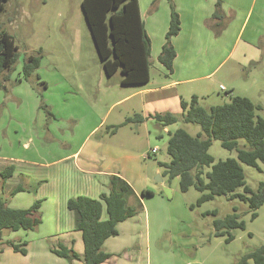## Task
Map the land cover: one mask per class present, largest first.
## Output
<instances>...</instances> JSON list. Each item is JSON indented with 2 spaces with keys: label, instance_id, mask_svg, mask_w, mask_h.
<instances>
[{
  "label": "rangeland",
  "instance_id": "1",
  "mask_svg": "<svg viewBox=\"0 0 264 264\" xmlns=\"http://www.w3.org/2000/svg\"><path fill=\"white\" fill-rule=\"evenodd\" d=\"M81 1L5 2L0 12V29L14 37L18 58L10 72V80L0 89V161L18 158L23 162L45 164L61 152L71 153L80 146L82 159L98 144L95 150L96 154H101H97L101 160L104 158L102 153L108 150V160L102 164L109 163L115 175L128 178L136 192L149 190L154 194L152 198L145 196L148 198L143 201L141 234L136 238L137 245L127 250L134 257V264L136 260L139 264H236L244 255L264 244V205L258 209L254 220L250 219L246 205L237 200L229 201L227 196L215 197L196 206L200 192L189 188L182 193L178 178L168 180L163 176L164 169L158 163L169 162L167 132L183 128L195 135L200 132L196 125L178 121L165 130L154 120H148L144 124L128 123L111 133L112 126L124 123L127 117H134L140 106L133 100H122L134 88L120 84V71L112 76L105 74L85 22ZM38 52L41 59L36 73L47 84L45 90L34 76L29 81L20 76L26 58ZM163 73L167 74L164 70ZM164 75L151 62V83H160ZM207 82L202 88L207 95L198 100L202 108L209 109L228 102L232 96H241L259 106L256 113L264 119V63L254 69L237 52ZM220 84L226 91L218 89ZM49 104H53L52 115ZM18 142H28L27 150L19 148ZM238 143L240 147L245 145L243 140ZM209 154L215 162L236 158L235 151L223 149L218 141H212ZM257 165L258 168H253L241 164L246 185L252 190L264 183V163L258 161ZM15 170L17 173L25 171L32 177L27 185L29 193L19 194L16 199L7 197L1 190L0 195L9 208L16 206V202L19 206H32L35 196L38 199L44 196V188L38 190V186L43 185L45 170L38 166L27 167L18 161ZM28 180L16 178L21 185ZM237 191L241 192V189ZM234 207L245 222V230H233L234 240L226 243L224 238L214 236L212 222L215 218L233 214ZM214 210L216 217L204 216ZM48 211L46 207L39 211L41 223L34 231H2V242L17 244L20 240L25 243L26 253L13 252L4 244L0 247V264H55V261H62L47 249L57 248L59 243L54 239L42 240L39 236L48 229Z\"/></svg>",
  "mask_w": 264,
  "mask_h": 264
},
{
  "label": "trees",
  "instance_id": "2",
  "mask_svg": "<svg viewBox=\"0 0 264 264\" xmlns=\"http://www.w3.org/2000/svg\"><path fill=\"white\" fill-rule=\"evenodd\" d=\"M7 1L0 0V12ZM168 3L171 10L170 20L165 43L157 60L170 74L176 57L171 39L179 34L180 20L172 1L168 0ZM81 9L105 74L112 76L120 71V84L123 86L148 83L151 65L150 40L140 18L138 1L82 0ZM224 20L221 0H216L210 18L211 28L216 36L223 30ZM17 58L18 48L14 37L0 29V89L5 88L4 84L10 80V72ZM40 59V52L27 57L22 65L21 75L24 81H29L34 76L45 90L47 84L36 73L40 67ZM253 65L251 66L254 67ZM180 108L181 114L178 116L169 112L149 116L163 129L178 121L200 128V132L195 135L189 134L183 128L172 133L167 132L166 154L169 162L158 163L164 169L163 176L168 180L178 178L182 193L189 188L200 192L196 206L215 197L227 196L229 201L237 200L246 205L251 220L257 218L258 209L264 205V183H259L255 190L247 186L241 164L258 168V161L264 163V119L256 113L260 107L246 97L232 96L228 102L209 109L199 106L198 99L192 97L189 102L180 101ZM142 121L140 115L129 117L121 125L112 126L111 133L114 134L120 126ZM239 140H243L245 145L240 147ZM212 141H218L225 150L235 151L236 158L215 162L209 154ZM205 168L209 170L205 171ZM12 172V167L6 168L0 173L1 179L5 181ZM21 191L24 188L19 185L10 196ZM141 194L151 196L153 192L143 190ZM40 206L41 201L37 200L27 209L9 208L0 195V247L6 244L13 252L23 255L26 253L22 248L25 243H4L1 233L36 230L41 223ZM66 206L74 213L75 230L82 236L83 264H101L106 261L110 255L103 251V242L117 235L118 223L142 211V204L133 190L117 175L109 178V190L106 194H100L97 199L73 197L68 199ZM233 211V214L222 219L215 218L212 222L214 236L224 238L226 243L234 240L233 230H245V222L240 219L235 207ZM103 212L105 219H102ZM208 215L216 217L217 212L214 210L204 214ZM51 251L69 263L79 260L72 249L62 245ZM249 261L253 264H264V244L244 255L236 264H249Z\"/></svg>",
  "mask_w": 264,
  "mask_h": 264
},
{
  "label": "crops",
  "instance_id": "3",
  "mask_svg": "<svg viewBox=\"0 0 264 264\" xmlns=\"http://www.w3.org/2000/svg\"><path fill=\"white\" fill-rule=\"evenodd\" d=\"M137 1L140 18L150 40L151 62L161 74L164 75L163 70L167 73L160 80V83L153 84L149 79V82L144 85H131L134 91L122 99L133 100L134 104L140 106L134 112L135 115H140L143 118L140 124L153 120L149 116L157 113L169 112L179 115L181 114L180 101L189 102L192 97L199 100V97L207 95V92L202 90L208 84L206 81H210L220 72L237 52L249 64L255 63L254 69H258L264 63V0H221L225 20L224 28L217 36L214 34L210 23L216 0H171L179 16L180 31L177 36L171 39L176 57L170 74L157 60L165 43V33L170 20L171 10L168 0ZM240 63L238 60V64ZM20 76L22 77V75ZM202 82L204 83L202 84ZM220 86L222 85L220 84L218 89ZM49 105L52 115L53 104ZM99 125L93 127L87 137ZM97 145L95 148L93 146V150L89 151L82 159H80L79 154L82 149L80 146L71 153L61 152L58 157L45 164L37 165L36 162H23L18 158L0 161V173L8 167L13 168L12 175L5 181L0 177V190L7 197H12L11 199H16L19 194L30 191L27 185H30L32 177L25 171L17 173L15 170L17 161L27 167L38 166V168L45 170L43 185L38 186V190L44 188L42 192L44 196H41V199L35 196L33 200L34 202L41 201L40 210L45 207L49 210L48 229L40 233V239H54L59 243L58 247L62 245L72 249L79 257V260H73L70 263L61 258L62 261H55V264H83L82 236L79 231L75 230L74 213L67 209L68 199L77 196L97 199L100 194L108 192L109 178L115 175L110 170L109 163L102 164V161L108 160L106 155L108 150L102 153L104 158L101 160V156H98L101 154H96ZM17 146L27 150L28 142L22 144L18 142ZM97 156L100 160L97 159ZM19 177L29 180L21 185L20 182L16 181V178ZM120 178L133 190L142 204V211L116 225L117 235L109 237L103 242L102 249L110 257L101 264H134L135 259L127 253V250L131 246L137 245L136 238L141 234L140 223L144 222V219L142 220V215H144L143 201L154 196V194L148 197L142 196L143 190L140 193L136 192L128 178L125 176ZM19 185L24 188V191L10 196L11 192ZM15 205L11 208L27 209L31 206L29 204H27L28 206L26 204V206H19L18 202ZM105 218L106 215L103 212L102 219ZM18 241L17 244H22L20 240ZM24 246L25 244L22 245L23 249H25ZM58 247L47 249L53 254L51 250L58 249ZM139 263L136 260L135 264Z\"/></svg>",
  "mask_w": 264,
  "mask_h": 264
},
{
  "label": "built area",
  "instance_id": "4",
  "mask_svg": "<svg viewBox=\"0 0 264 264\" xmlns=\"http://www.w3.org/2000/svg\"><path fill=\"white\" fill-rule=\"evenodd\" d=\"M219 89H220L221 91H224V90H225L223 86H220ZM153 152H154V151H153Z\"/></svg>",
  "mask_w": 264,
  "mask_h": 264
},
{
  "label": "water",
  "instance_id": "5",
  "mask_svg": "<svg viewBox=\"0 0 264 264\" xmlns=\"http://www.w3.org/2000/svg\"><path fill=\"white\" fill-rule=\"evenodd\" d=\"M165 190V192H169L167 189H164Z\"/></svg>",
  "mask_w": 264,
  "mask_h": 264
}]
</instances>
